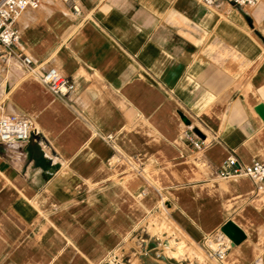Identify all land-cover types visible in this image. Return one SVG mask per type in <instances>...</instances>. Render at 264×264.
Masks as SVG:
<instances>
[{
  "label": "crops",
  "instance_id": "0c3cea01",
  "mask_svg": "<svg viewBox=\"0 0 264 264\" xmlns=\"http://www.w3.org/2000/svg\"><path fill=\"white\" fill-rule=\"evenodd\" d=\"M77 2L74 13L41 0L15 23L14 50L37 75L68 78L66 95L0 54V117L34 131L0 142V264H101L113 251L133 264H264V184L218 176L228 157L264 162V0ZM162 210L193 259L135 256L137 237L154 244L144 226ZM228 220L245 234L238 244L220 231ZM220 242L226 255L211 260Z\"/></svg>",
  "mask_w": 264,
  "mask_h": 264
},
{
  "label": "built area",
  "instance_id": "2783aa9c",
  "mask_svg": "<svg viewBox=\"0 0 264 264\" xmlns=\"http://www.w3.org/2000/svg\"><path fill=\"white\" fill-rule=\"evenodd\" d=\"M41 0H0V54L6 57L17 58L24 66L28 74H35L37 79L43 83L51 93L58 97L66 95L72 88L73 83L61 76L55 68H49L44 73L37 75L36 68L32 65L28 56L14 50L15 45L19 41V31L15 25L20 15L28 8L36 9L40 5ZM66 4L72 12L79 11L77 0H57ZM199 3L210 6L220 1H225L231 5L243 8L254 7L261 0H196ZM34 134L29 121L15 114H6L0 117V142L1 143H26ZM194 133L186 134V138L191 142L196 150L204 147L203 141L194 138ZM111 141L112 136H106ZM224 167L233 166L231 169L221 168L218 176L221 179L234 177H248L256 185V189H260L264 184V162L255 160L249 164H240L234 158L228 157L223 161ZM138 247L135 256H145L152 254L155 259L164 256V252L169 248V242L155 238L154 244L149 245L145 238H138ZM228 244L220 242L218 246L211 250L209 258L215 261H221L227 252ZM101 264H133L130 257L125 258L121 254L113 251L108 253L105 261Z\"/></svg>",
  "mask_w": 264,
  "mask_h": 264
},
{
  "label": "rangeland",
  "instance_id": "374dc122",
  "mask_svg": "<svg viewBox=\"0 0 264 264\" xmlns=\"http://www.w3.org/2000/svg\"><path fill=\"white\" fill-rule=\"evenodd\" d=\"M144 229L145 231H143V235L146 232L148 235L146 234L145 236H152L150 241L157 237L169 242V248L165 251L167 255L175 256L177 259H181L182 262H185L184 259H186V261L187 259H193V255L195 254L194 249L187 244V240L184 237L174 231V228L167 221L163 210L160 213L152 215L148 219ZM133 241H135L134 235L130 237L128 243L133 244ZM117 253L121 254L120 252ZM195 255H198V264H216L213 261L206 259L203 254Z\"/></svg>",
  "mask_w": 264,
  "mask_h": 264
},
{
  "label": "water",
  "instance_id": "95a60500",
  "mask_svg": "<svg viewBox=\"0 0 264 264\" xmlns=\"http://www.w3.org/2000/svg\"><path fill=\"white\" fill-rule=\"evenodd\" d=\"M255 111L259 114L262 120H264V104L260 103L255 107ZM181 120L185 124H190V121L181 113H178ZM192 130L197 134L201 135L198 128L193 127ZM220 231L223 235L227 237V239L230 241L231 245H235L240 243L244 238L245 234L244 232L232 221L228 220L226 221L222 227L220 228Z\"/></svg>",
  "mask_w": 264,
  "mask_h": 264
}]
</instances>
